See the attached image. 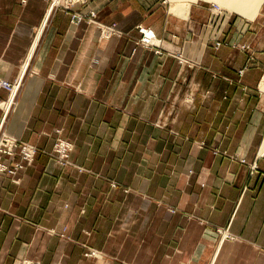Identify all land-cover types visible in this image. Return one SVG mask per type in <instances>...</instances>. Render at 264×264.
I'll list each match as a JSON object with an SVG mask.
<instances>
[{"label": "crops", "instance_id": "1", "mask_svg": "<svg viewBox=\"0 0 264 264\" xmlns=\"http://www.w3.org/2000/svg\"><path fill=\"white\" fill-rule=\"evenodd\" d=\"M51 3L0 0V127L40 149L0 173V264H264V0Z\"/></svg>", "mask_w": 264, "mask_h": 264}, {"label": "built area", "instance_id": "2", "mask_svg": "<svg viewBox=\"0 0 264 264\" xmlns=\"http://www.w3.org/2000/svg\"><path fill=\"white\" fill-rule=\"evenodd\" d=\"M54 2H56V1H54ZM81 18H83L82 14H79V13L74 14L73 21L79 22V20H81ZM88 19L90 21H94L97 24H99L98 26H100V28H101V34L105 38L109 37L112 33L118 31V29L116 28L114 23L113 24H103V23L97 21L92 16V14H90ZM137 27L141 32V38H140L141 43L145 44V45H156L159 48V49H157V51L161 52L160 48L162 47V45L160 44V42L162 41V39H160L155 34L154 30L151 27L146 26L142 23L137 25ZM219 44H220V41H217V45H219ZM11 89H12V94L14 95V92L17 89V85L13 84L11 86ZM17 145H19V142L17 139H15V137L10 136L9 134L5 133L4 131H2L0 133V172H5L6 170L9 171L10 174H12V177L15 181H17L20 178L19 174H18V172H19L18 170L21 169L22 167H24V163L22 161H19V162L17 161L18 163L14 162L15 164H14V166H12V165L7 164L2 158H3V155H5L3 153L12 154L13 152H15V148ZM72 149H73V142L70 139L61 138L58 135L56 136V138L54 140L52 153L56 156V158L58 159V161L61 164H67V163L72 162V160L70 159V154H71ZM21 153L23 154V157L28 162H31V161H33L34 156L36 154V148L34 146L30 145L29 143L24 144L22 146ZM20 264H39V263L37 261H35L34 259L29 258V257H23L20 260Z\"/></svg>", "mask_w": 264, "mask_h": 264}, {"label": "rangeland", "instance_id": "3", "mask_svg": "<svg viewBox=\"0 0 264 264\" xmlns=\"http://www.w3.org/2000/svg\"><path fill=\"white\" fill-rule=\"evenodd\" d=\"M54 1H56V2H54ZM76 1H79V0H52L51 5H52V7H53L54 5H57V6H61V5H63V7H64L65 9H70V8H72L73 4H74ZM215 7H216V5H215ZM92 11H93V12H92ZM217 11H218V12H221V10H219V9H218ZM77 13L82 14V15H83V18H81V20H79V22H74V21H73V17H74V14H77ZM90 14H92V16H93L97 21H99V22H101V23H103V24H113V23H114L115 26H116V23H115V22L104 23V22L100 21V20L97 18V12H96L95 10H93V9H90L88 12H85V13H82V12H79V11H74V12H72V14H71V22H72V23H75V24H78V23L82 22L83 20H85V21L88 22V23L94 24V25H96V26L100 29V36H101L102 38H105V37H103L102 34H101V28H100V26H98L99 24H97V23L94 22V21H90V20L88 19V17L90 16ZM93 14H94V15H93ZM139 24H140V23H139ZM139 24H138V25H139ZM142 24H143V23H142ZM149 27H150V26H149ZM116 28H117V26H116ZM117 29H118V28H117ZM137 30H138L139 33H140V35H139V36L137 37V39H136V43H137V44H141V45H144V46H146V47L153 48L154 51H155L156 53H159V54H163L165 51H167V49H165L163 46L160 48V50H161V52H160V51H157V49H159V48H158V46H156V45H145V44H142L141 41H140V38H141V32H140V30L138 29V27H137ZM114 33H115V32H114ZM112 34H113V33H112ZM106 38H108V37H106ZM159 38H160V37H159ZM160 39H161V38H160ZM215 40H216V41H215L216 45H217V41H220V44H221L222 41H223L222 39H218V38H216ZM160 44L162 45V41L160 42ZM220 44H219V45H220ZM217 46H218V45H217ZM242 47L248 48V45L244 44V45H242ZM175 55L179 58V60H180L181 63H184L185 61H187V59H185V57H184L181 53H175ZM242 71H243L242 69L239 70L240 73H242ZM21 83H22V79H21V77H16L15 79H12V80H9V79H6V78H2V79H0V87L6 89L7 92H8V94H7L6 97L0 99V108L2 109V111H3V113H4V114H3V119H4V120L6 119V116L9 114L10 110H11L12 108H14L13 106H14V104H15V102H16V97H17V95H18V92H19V89H20ZM263 83H264V80H263ZM13 84H16V85H17V89H16V91L14 92V95L12 94V89H11V86H12ZM11 98H12V99H11ZM10 100H12V101H11V103H10L8 109H7L8 111H6V110H5V106H6V104H7ZM58 130H59V131H58ZM2 131H4L5 133L9 134L10 136L15 137V139H17L18 142H19V145H17L16 148H15V152H13L12 154H9V153H3V154H5V155H3V158H2V159H3L7 164L12 165V166H14V164H15L14 162L18 163L19 161H22V162L24 163V167H22L21 169L18 170V171H19L18 174H19V177H20V172H21L23 169H25L27 166L31 165V164L34 162L35 157H36V154H37V152H39L40 149H39V147H38L35 143H32V142L27 141V140H25V139H21V138H19L18 136L14 135L13 133H10V132L6 131V130L2 127V124H1V127H0V133H1ZM57 131H58V132H57ZM57 135L60 136L61 138H64V139H70V140L73 142V148H74V141H73L71 138H69L68 136L64 135V133H63V128H62V127H56V128H55L54 140H55V138H56ZM54 140H53L52 149H51L50 152L53 151ZM28 143L36 148V154H35V156H34L33 161H31V162H28V161L23 157V154L21 153L22 146H23L24 144H28ZM72 150H73V149H72ZM72 150H71V152H72ZM52 154H53V153H52ZM53 155H54V154H53ZM54 156H55V155H54ZM55 158H56V156H55ZM70 159H71V154H70ZM56 160L58 161L57 158H56ZM17 161H18V162H17ZM241 161H242V162H246V163L251 167V169L254 168V167L256 166V162H255V160H254V161H251V162H247L246 159L242 158ZM58 162H59V161H58ZM59 163H60V162H59ZM71 163H72V162L67 163V164H71ZM60 164H61V163H60ZM67 164H62V165H67ZM0 173H5V174L9 175V177L11 178V180L15 181V180L13 179V177H12V174H10L9 171L6 170L5 172H0ZM20 179H21V177H20L16 182H19ZM223 235H224V234H223ZM94 251H98V250H96V249H94V248H93V249L91 248L89 251H87V255L97 256L96 254H91V253L94 252ZM24 257H26V256H24ZM22 258H23V257H22ZM22 258H21V259H22Z\"/></svg>", "mask_w": 264, "mask_h": 264}, {"label": "bare ground", "instance_id": "4", "mask_svg": "<svg viewBox=\"0 0 264 264\" xmlns=\"http://www.w3.org/2000/svg\"><path fill=\"white\" fill-rule=\"evenodd\" d=\"M152 28V27H151ZM153 29V28H152ZM154 30V29H153ZM155 32V31H154ZM155 34H156V32H155ZM157 35V34H156ZM158 38V37H157ZM11 101L12 100H10L7 104H6V106H5V110L6 111H8L7 109H8V107H9V105H10V103H11ZM91 254H96L97 256L99 255V251H94V252H92Z\"/></svg>", "mask_w": 264, "mask_h": 264}]
</instances>
